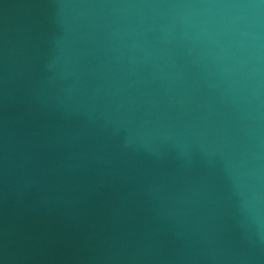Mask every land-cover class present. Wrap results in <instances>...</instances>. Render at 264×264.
Here are the masks:
<instances>
[{
	"label": "water",
	"instance_id": "1",
	"mask_svg": "<svg viewBox=\"0 0 264 264\" xmlns=\"http://www.w3.org/2000/svg\"><path fill=\"white\" fill-rule=\"evenodd\" d=\"M0 264H264V0H0Z\"/></svg>",
	"mask_w": 264,
	"mask_h": 264
}]
</instances>
